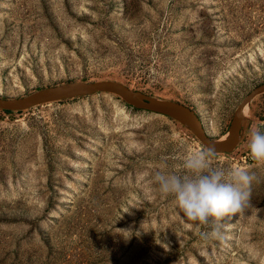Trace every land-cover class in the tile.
I'll return each mask as SVG.
<instances>
[{
	"label": "rangeland",
	"instance_id": "1",
	"mask_svg": "<svg viewBox=\"0 0 264 264\" xmlns=\"http://www.w3.org/2000/svg\"><path fill=\"white\" fill-rule=\"evenodd\" d=\"M97 79L179 100L221 139L264 81V0H0V97ZM243 109L211 166L249 169L250 204L208 225L154 180L207 149L183 123L109 92L0 109V264H264V92Z\"/></svg>",
	"mask_w": 264,
	"mask_h": 264
},
{
	"label": "clouds",
	"instance_id": "2",
	"mask_svg": "<svg viewBox=\"0 0 264 264\" xmlns=\"http://www.w3.org/2000/svg\"><path fill=\"white\" fill-rule=\"evenodd\" d=\"M249 150L254 161L264 164V132L251 131ZM213 156L211 148L193 150L183 158V169L189 174L157 171L154 175L161 193L173 196L188 220L203 225L246 210L255 178L239 166L213 168Z\"/></svg>",
	"mask_w": 264,
	"mask_h": 264
},
{
	"label": "water",
	"instance_id": "3",
	"mask_svg": "<svg viewBox=\"0 0 264 264\" xmlns=\"http://www.w3.org/2000/svg\"><path fill=\"white\" fill-rule=\"evenodd\" d=\"M95 92L114 93L132 107L168 116L188 127L207 149L211 148L214 152H229L237 143L239 136L240 117L238 113L253 96L264 92V81L250 89L236 104L224 132L226 137L223 140H220L219 137H212L206 132L197 111L191 106L179 100L149 95L138 89L130 88L115 79L69 80L44 86L20 96L0 97V109L23 110L31 106Z\"/></svg>",
	"mask_w": 264,
	"mask_h": 264
},
{
	"label": "bare ground",
	"instance_id": "4",
	"mask_svg": "<svg viewBox=\"0 0 264 264\" xmlns=\"http://www.w3.org/2000/svg\"><path fill=\"white\" fill-rule=\"evenodd\" d=\"M246 106H247V104H245L241 109H240V111H239V113H238V116L240 115V116H244L245 114H246V112H245V109H243V108H246ZM243 109V110H242ZM247 111V110H246ZM226 137V134L220 139V140H223L224 138Z\"/></svg>",
	"mask_w": 264,
	"mask_h": 264
},
{
	"label": "trees",
	"instance_id": "5",
	"mask_svg": "<svg viewBox=\"0 0 264 264\" xmlns=\"http://www.w3.org/2000/svg\"><path fill=\"white\" fill-rule=\"evenodd\" d=\"M4 112H10V110H5V109H2ZM259 118H262V117H259Z\"/></svg>",
	"mask_w": 264,
	"mask_h": 264
}]
</instances>
